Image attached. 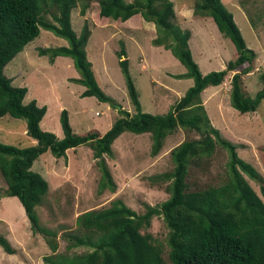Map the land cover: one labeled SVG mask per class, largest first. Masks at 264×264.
<instances>
[{"label": "trees", "instance_id": "16d2710c", "mask_svg": "<svg viewBox=\"0 0 264 264\" xmlns=\"http://www.w3.org/2000/svg\"><path fill=\"white\" fill-rule=\"evenodd\" d=\"M78 1L0 0V118L8 115L25 120L26 134L37 143L27 148L0 143V175L6 184L4 197L18 199L33 233L41 234L52 252L43 258L44 264H264V178L251 164L239 158L237 146L211 125L201 100V93L208 87L222 85L229 72H235L230 80L233 109L240 114L253 113L264 100V73L260 77L262 89L255 97L247 96L242 88L241 75L251 73L256 54L246 46L233 15L221 0H200L194 5L193 14L210 17L237 53L225 70L202 75L189 49L190 33L174 24L176 14L171 0H98L101 18L125 23L141 15L145 22L154 24L156 38L152 44L169 51L186 69L185 74L176 77L192 79L193 85L165 115L143 113L129 74V62L121 47L116 53L118 64L136 113L130 115L119 107V117L106 133L91 132L81 136L73 132L68 114L62 110L63 137L58 139L40 128L46 108L38 106L34 100L24 104L27 89L12 86L3 70L44 29L64 39L67 46L39 48L38 55L48 56L50 63L56 57L70 58L80 76L73 82L85 88L81 97H94L116 109L117 103L98 86L87 59L90 37L87 24L79 35L72 28L71 14ZM86 10L87 4H83L81 15L84 16ZM50 11L52 22L45 19ZM179 128L196 132L198 138L184 141L170 151L174 163L171 172L151 177L154 181L169 182V198L158 207L148 206L143 215H138L120 199L112 201L108 208L87 211L76 218L78 233L66 236V251L74 248L89 251L77 256L57 254V233L40 225L35 210L48 193V183L32 171L33 163L48 151L59 159L66 157L70 149L87 146L102 173L101 189L108 187L114 193L116 186L104 157L112 156L114 141L124 132L149 133L153 140L151 156L156 157L167 136ZM217 145L228 155L223 182L190 190L191 166L201 167L202 160L208 164ZM257 151L264 169V145ZM245 176L259 184L262 198ZM154 216H161L169 231L166 259L162 247L154 243L152 236L141 233L149 228ZM0 248L8 255L15 254L1 234Z\"/></svg>", "mask_w": 264, "mask_h": 264}, {"label": "rangeland", "instance_id": "374dc122", "mask_svg": "<svg viewBox=\"0 0 264 264\" xmlns=\"http://www.w3.org/2000/svg\"><path fill=\"white\" fill-rule=\"evenodd\" d=\"M171 1L176 14L174 24L190 33L189 49L202 75L225 70L227 64L236 59V50L210 17L193 14L194 5L200 0ZM221 1L233 15L246 46L256 54L251 73L241 75L244 93L253 98L262 89L260 77L264 73V0ZM83 4H87L84 16L80 13ZM45 19L52 22V11ZM84 24L90 30L86 54L95 80L104 94L117 103V108L94 97H81L85 88L73 82L80 76L70 58L56 57L50 63L48 56L38 55L39 48L67 46L64 39L41 29L39 36L4 67L3 73L11 79L12 86L27 89L24 104L34 100L38 106L46 108L40 123L42 131L62 139V110L67 112L73 132L81 136L91 132L106 133L119 117V107L130 115L136 113L118 64L116 53L121 47H124L129 74L143 113L165 115L193 85L192 79L176 77L185 74L186 69L169 51L152 44L156 38L155 26L145 22L141 15L121 23L99 17L98 0H80L71 14V25L77 35ZM234 73L229 72L222 85L206 88L201 93V100L211 125L223 138L234 143L239 158L251 164L264 178L257 151L264 145V100L253 113L240 114L233 109L230 80ZM197 138L194 131L177 129L167 136L153 163L151 135L124 132L112 144V156H104L116 186L114 193L108 187L101 189L102 173L89 147L70 149L66 157L59 159L49 151L41 155L33 163L32 171L47 181L48 193L35 210L40 225L57 233V254L77 256L89 251L87 248L66 251V236L78 233L76 218L87 211L108 208L112 201L120 199L138 215H143L148 206L158 207L165 202L169 198V182L154 181L151 177L171 172L174 163L170 151L184 141ZM0 143L18 148L37 144L26 134L25 120L8 115L0 118ZM227 162V152L217 145L208 164L202 160L201 167L191 166L190 190L220 185ZM245 178L260 195L259 184ZM5 189L0 175V234L15 250V254L8 255L0 248V264H44L43 258L52 252L44 237L33 233L18 199L4 197ZM168 232L161 216H154L149 228L141 230L143 234L149 233L154 243L162 247L165 259L169 251Z\"/></svg>", "mask_w": 264, "mask_h": 264}, {"label": "crops", "instance_id": "0c3cea01", "mask_svg": "<svg viewBox=\"0 0 264 264\" xmlns=\"http://www.w3.org/2000/svg\"><path fill=\"white\" fill-rule=\"evenodd\" d=\"M132 20V19H131ZM130 21V20H129ZM128 22V21H127ZM127 22H125V23H127ZM102 135V134H101ZM68 151H70V150H68ZM68 151L66 152V153H68ZM156 160H157V157H154V158H152V161H153V163L154 162H156Z\"/></svg>", "mask_w": 264, "mask_h": 264}]
</instances>
